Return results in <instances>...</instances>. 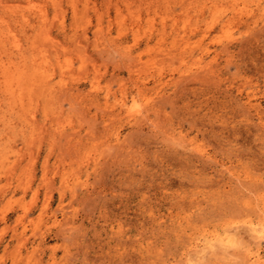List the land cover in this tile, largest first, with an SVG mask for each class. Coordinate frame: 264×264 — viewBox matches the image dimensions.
Here are the masks:
<instances>
[{"label":"rangeland","instance_id":"obj_1","mask_svg":"<svg viewBox=\"0 0 264 264\" xmlns=\"http://www.w3.org/2000/svg\"><path fill=\"white\" fill-rule=\"evenodd\" d=\"M85 1L91 0L77 1L81 6L80 15H84L78 21L73 20V9L68 3L70 0H63L62 8L59 14L57 13L58 20L54 18L56 11L50 8L52 24L50 23L48 27L49 31L55 39L58 38L61 47L64 46L63 49L66 47L69 50L75 71L68 74L57 67L52 85L43 86L38 83V88L35 86L33 97L40 99L41 95L43 99L36 101L34 98L37 105L39 103L37 108H35L36 103V106L32 105L31 100V104L30 102L27 104V107L30 105L28 113L36 111L37 120L41 121L45 129L37 132L39 135L33 138V143L28 147L22 143L19 136L13 141L14 150L21 155L22 160L20 161L26 165V171L21 177L24 180L32 177L38 181L43 178V163L49 159L50 177L56 176L57 187H59L55 186L52 190L54 199L50 215L53 216L56 213L55 215L60 218L61 222L64 219L66 223L75 221L72 225L77 224L76 229L75 227L72 229L73 226L67 224L72 230L64 231V228L67 230L69 228L65 227L66 224L61 229L59 224H54L64 231L65 234H63L57 230L58 228L53 227V220L48 221L46 215L47 223L44 221V216L43 222L39 220L40 206L45 197L42 194L45 188H41L42 194L37 198L38 200L35 199L32 191L24 194L19 189L8 198L7 203H5L6 200L2 202L3 198L0 199L1 209L3 207L14 208L8 212L11 220L2 221V218L0 219V235H2L0 237V264H254L251 261H254L253 255L256 251L260 250L264 256V238L261 240L259 237V240L256 236V239L255 235L251 234V236V232L247 230L251 222H258V217L261 221L264 219V19L251 23L250 21L254 20L246 16L245 19L248 20H244L242 25L240 23L241 26L238 24L241 21L236 20L234 28L237 27V29L231 32L233 33L231 42V39L227 37L230 34L227 35L225 32L223 34L220 23L210 24L213 26L209 28V33L203 42L200 36L203 34L201 31L195 33V37L191 40L195 51L189 49L183 53L185 48L172 44L170 37H167L161 44L153 43L157 40L149 38L151 46L147 47L146 43L149 42L147 38L152 37L150 33H146L150 32L147 27L145 30L148 31L142 29V33L143 31L145 33L140 34L144 37L140 36V40L134 42V33L130 28L132 25L129 24L132 19L134 20L133 16H127L128 20L123 26H120L117 21L115 23L118 26L114 23L110 24L109 21L115 20L116 17L113 4L108 5L107 2L106 5L110 6L107 9L108 7H103L105 5L103 3H106L102 2L103 0H92L93 2H89V7L84 9ZM166 1L162 2L160 7L165 8V5L170 3L169 6L173 8L174 2H177ZM96 2L98 5L94 8L92 5ZM251 4L254 6L256 1L254 0ZM255 7L256 5L254 9L258 10ZM96 10L102 15L96 13ZM169 10L172 12L171 9ZM231 10L226 9L225 14H229V17L232 15ZM64 11L66 12L62 13ZM106 12L110 16H107ZM167 12L170 13L168 10ZM257 13L259 14V11ZM99 16L104 17L103 22L99 21ZM172 18L173 16H170L168 19L169 25ZM89 20L91 25L87 24ZM63 21L65 23H62ZM97 24L98 27L102 25V28L99 27L102 29L100 31L104 34L106 32L105 35L98 34L99 38L94 35V32L99 30L96 29ZM200 25L202 31L208 28L206 22ZM108 26L111 32H108ZM105 27L108 31H104ZM170 27L171 25L168 30H171ZM125 28L126 33L129 30L128 35L121 37V32ZM83 30L87 32L88 37L85 36L87 39L83 38L84 34H81ZM66 34H70V37L66 38ZM72 35L75 36L72 37ZM80 35L82 37H79ZM23 36L20 37L24 38ZM61 47L57 49L61 50ZM125 48H128L130 53ZM205 48L210 49V53L201 61L204 68L196 72L195 63L200 59L198 54ZM52 51L55 52V50ZM131 52L132 56H130ZM192 54L195 56L192 57ZM138 55L143 58L144 62L139 61ZM83 57L86 60L85 63L83 62L85 66L82 63ZM146 62H148L147 65H155L151 68L158 69L156 74L150 66L146 68L145 65L144 67L143 64ZM132 63L133 66L129 67L128 65ZM138 64L143 65V68L141 69L142 66ZM134 65L139 67H134ZM132 67L136 69L135 73L140 70L141 72H138L141 74H135L133 72L135 69L133 70ZM191 67L194 69L192 70ZM145 69L148 71L145 72ZM59 72L66 73V76L62 73L60 75ZM160 72L161 75H159ZM129 73L131 77L133 75V78L137 76V79L131 78ZM143 77L147 79L151 91L157 87L156 82L160 77L165 79V82L169 81L165 91L156 96L149 105L147 102L146 105L142 104L146 99L134 93L136 86H139L136 83L143 81ZM63 79L65 81L62 84ZM96 79L99 80L102 88L98 98L91 85ZM122 85L126 87L131 102L132 96L133 98L135 95L138 96L139 105L142 104L143 110L151 119L145 118L146 120L144 119L145 121L141 124L133 125L125 119V114L118 115ZM50 87L54 92L53 96L52 92L50 94L48 91ZM109 89L111 90L110 105L112 107H107L105 104V96ZM43 91L47 92L44 97ZM38 92L40 95L37 94V96ZM49 97L50 100H48ZM98 99L100 102L94 103ZM251 99L257 106L249 103ZM113 110H117L115 116L112 115ZM52 125L53 130H46ZM91 128L94 130H91L89 135ZM76 131H80L78 136L82 134L81 137L84 139L76 136ZM64 132H68L66 136ZM116 132L121 134V141L118 143L117 141L114 143ZM92 134L95 138L97 137L95 141ZM67 135L68 138H66ZM88 135L89 139L86 138ZM70 141L76 146L81 141L79 146H82V143L83 146L82 148L78 146L80 150H76V153L77 147L74 148ZM192 143L193 146H191ZM197 149L204 150L206 156L199 153ZM13 152L9 153L12 162L16 160ZM87 154H89L88 157ZM6 168L0 169V179L3 182L6 181L4 183H7V179L11 176V173H7L9 176L6 175V171L10 170ZM64 178L71 182L81 180L78 199L72 198L71 191L61 186L62 182L63 184L65 182L62 181ZM60 192L64 193L65 210L66 204L70 205L73 202L68 201L69 198L77 199L71 203L73 205L69 206L71 210H67L70 214H66L65 210L60 212L61 209L58 206L62 196ZM87 192L91 194L86 195ZM33 195L35 200L32 199ZM12 200L16 202V205L12 204ZM25 202L28 206L32 203L29 206L31 211L28 217H32L30 220L34 221L36 216L38 221L35 219L34 222L32 220L30 222L27 218L25 223L17 226L19 224L15 223L17 215L24 210L20 206L23 208L27 206ZM4 203L8 205L4 206ZM53 209L59 212L53 214ZM75 209L78 210L75 211ZM64 213L67 218H63ZM72 214H75V218L72 216L70 220H67L68 215ZM35 222L40 223L41 226L36 227ZM31 224L35 225L34 230ZM24 227H29L27 235L31 234L32 237L29 236L30 239L27 236L29 241L18 254L16 250L13 251L15 244L19 245V240L14 237L15 228L21 232ZM226 228L233 230H229L233 233L232 236L237 240L240 239L237 241L238 245L235 243V247L226 246L225 248L224 244L219 243L221 237L223 239L226 235H231ZM236 228L239 229L241 235L235 230ZM35 230L43 231L40 235ZM56 231L61 235L58 236ZM236 232L240 238L235 236ZM43 235L45 238L42 237ZM64 235L65 238H63ZM36 239L38 242L34 245ZM206 240L216 241L214 245L218 244L213 246V249L209 248L210 252L208 249L203 252L204 257L200 254L201 259L196 258V252L193 251L194 245ZM5 244L10 245L7 249L10 250L9 252L6 251L7 245ZM33 247L37 249V252L26 253L32 251L30 249ZM54 248L56 251H53ZM38 249L42 250L38 251ZM12 251L14 254L17 253L18 257ZM191 253L194 255V260H197H193L192 263ZM66 260H70L71 263Z\"/></svg>","mask_w":264,"mask_h":264},{"label":"bare ground","instance_id":"obj_2","mask_svg":"<svg viewBox=\"0 0 264 264\" xmlns=\"http://www.w3.org/2000/svg\"><path fill=\"white\" fill-rule=\"evenodd\" d=\"M77 1L76 0H70V2H68L69 5H71L72 9H73V14L72 15H74V17H73L74 21H78L79 18L83 15V14L80 15L79 9L81 8V6L78 5ZM91 1H85L86 2L85 5H84L85 8H84V6H83V8L84 9L88 8L89 7V2L91 3ZM173 1H177V2H174L175 6H173V8H171V6H169L170 5V3H169V4L165 5L166 9L160 7V4L162 2H167L166 0H103L102 2H106V3H103V5L104 4L106 5L107 2H108V5L113 4V6L116 9L115 20H113V19H112L113 21L110 20L109 21L110 24H113V23L116 24L115 21H117L118 24H120V26H123V25H125V23L128 20L127 16H133L132 18H134V20L132 19V22L130 20L129 22H131V23H129V24L132 25V26L130 25L131 26L130 28H132V31L134 33V37H135V40H133L134 42H138L140 40V36H141L140 34L145 33L144 31H148V30H145V28L147 27L150 32H146V33H150V36H152V37H149L148 36L149 34H148L147 35L148 38L147 37H145V38H147V39L154 38L153 40H157L158 42L154 41L153 43L161 44L163 41H165L167 39V37H170V38H172V42H171L172 44H174L176 46H180L181 48H185L183 50L184 51L183 53H186L189 49H192L193 51H195V47H192V45H191V43H192L191 40L195 37V33L197 34V32L201 31L203 34L200 35V36H202V42H203V40L207 37V35L209 33V28L211 29V26H213V25H210V24H214L215 25L216 23H220L221 28L220 27L219 28L221 29L223 34H224V32L227 33V35L230 34L227 37H229L231 40L229 38H227V39L230 40V42H231L233 40L232 39L233 35H231L233 33H231V32L235 29L234 28V23H235L236 20L241 21V22L238 21L239 22L238 24L240 25V23H241V25H242L243 24L242 22H245L246 19H247V18L245 19L246 16H248V17L252 18V20H254V21H250L251 23L255 22V20H256V22H258L259 19L260 20L264 19V0H255L256 1L255 5L257 6L255 8L258 9V10L254 9L255 5L254 6H252V4L250 5V3L253 2L254 0H173ZM62 2H63V0H0V169H2V168L5 169L6 167H8L6 169H10L9 170L10 172L6 171V175L9 176V174L11 173L10 178H8V179L6 178L8 180L7 183H4L6 181L3 182L0 179V199L3 198L2 202H4L6 200L5 203H7V200L9 201L8 198L10 196H12V194L15 193L19 189L22 190L24 194H27L28 192L32 191L34 193L35 197H36L35 199H37V198L41 197V194H42L41 188H45L46 192L44 191V194H42L45 197H44V201L42 200L43 202L41 203V206H40L41 207L40 208L41 215H39L40 216L39 220L42 221L43 220V216H44V219H45V215H46V218L48 219V221L51 220V219L54 221V222L52 221L53 227H56L59 224V227L61 226L60 229L62 227L64 228L65 224H66L65 227H67L69 224L72 227L74 225L75 221H69V222L66 223V222H64V221H66V219H64V221H63L64 223L61 222L59 220L60 218L57 215H55L56 214L55 212H59V210L58 211H54V209H53V214L54 213L55 214L53 216L50 215L51 205H52V201L54 199V195H53V191L52 190L55 189L54 188L55 186H56V188H59V187H57L58 180L55 179L56 176L55 177H52V176L50 177V174H49V169H50L49 168L50 167L49 166V163H50L49 159L48 160L46 159L45 162L43 163L44 167L42 165V167H43V178L40 177L41 179L39 178L40 180H38V181H36L32 177L30 179L28 178L27 180H24V178H21V177L26 171L25 170V166L26 165H24V162L20 161V159L22 160L21 155L17 154V152L14 150L15 149V145H13V141H14V138L19 136V137H21V139L23 141L22 143L26 144V147H28L29 145H31L33 143V138L35 139L36 138L35 136L39 135L38 134L39 130H44L45 129V126L41 123V121L37 120V115H36L37 112L36 111L33 110V112L28 113V112H30V111H28L30 109V107H29L30 105L28 106L29 107L28 108L27 104L31 100H32V103H33L32 105H34V106L37 105L36 101H37L38 98L36 99V97H33L35 86H37L38 83H41V85H43V86L52 85L54 74H55V71H56L57 67L58 68L60 67V70L61 69L65 70L66 73H68V74L69 73L70 74L74 73V71H75L72 57L69 56V50L66 47H65V49H63L64 46L61 47L62 45L59 42L58 38L55 39V37L50 33L51 31H49V28H48L50 23H51V20H52V18L50 16V8H53L56 11V13L54 15L55 16L54 18H56V17H58L57 13L59 14V10L62 8ZM82 3H84V1ZM138 3L140 5H138ZM97 5L98 4L96 2L95 5L93 3L92 6L94 8H97ZM105 5L103 7L107 8L108 6L107 5L105 6ZM109 7L107 9H109ZM229 7H231L232 10ZM227 8L232 11L231 12L232 15L230 17L228 16L229 14L228 15L225 14ZM169 9H171L172 12H170ZM172 9H174V10H172ZM97 10H96V13L102 15L100 12H97ZM167 10L170 13H168ZM143 11H145V12H143ZM257 11H259V14L257 13ZM65 12L66 11H64L62 13H65ZM144 13H146V15ZM61 14H60V16H61ZM98 14H97V17H98ZM106 15L107 16L109 15L108 12H106ZM170 16H173V18H172L173 20H172V22L170 24L171 25V27H170L171 30H168L169 26H170L168 19H170ZM99 17H100V18H98V19H100L99 21L104 20L103 16H99ZM111 18H113V17H111ZM63 19H59V20L62 21ZM108 19H109V17H108ZM158 22H160V23H158ZM202 22L203 23L206 22L207 25H208V28L206 30H204V31H202L200 29L201 28L200 24ZM62 23H65V21H63ZM89 23H91L90 20H89V22H87V24L91 25ZM247 23H246V25H247ZM99 24H100V22H99ZM118 24H116V25L118 26ZM102 25H103V23H102ZM102 25H99V27L102 28L101 27ZM253 25L255 26V24H253ZM64 26H63V30H65ZM256 26H257V24H256ZM99 27H98V24H97L96 29H99ZM248 27L249 26H247V28ZM105 28H104V31H108L110 29L109 26H108V30H107V28L105 30ZM252 28H253V26H252ZM60 29L62 30V27ZM96 29H95V31H96ZM142 29H144L143 33H142ZM236 29H237V27H236ZM250 29H251V27H250ZM85 30H83V32L81 33V34H84L83 38H85V36L88 37L87 32ZM100 30H102V29H99V30L96 31L97 34H96V32H94L95 33L94 35H96L97 38H99L98 34L100 36H101V33L104 34V32L100 31ZM122 30H124V29H122ZM126 30L127 29L125 28V30L121 32V35H122L121 37H123V35L124 36L128 35L127 33H128L129 30L127 31V33H126ZM108 32H111V31L109 30ZM22 33L25 34V35L23 36ZM105 34H106V32H105ZM63 35H65V34H63ZM20 36H23L24 38H21ZM74 36L75 35H72V37H74ZM69 37H70V34L69 35L66 34V38H69ZM79 37H82V36L80 35ZM87 37L85 39H87ZM142 37H144V36L142 35L141 38ZM108 38H109V36H108ZM150 41H151L150 39H149V42L147 41V43H148V44L146 43L147 47H148V45L151 44ZM39 42H41V44ZM38 44H40V45H38ZM134 46H136V44ZM161 46H163V45H161ZM60 47H61V50L57 49V48H60ZM225 47H227V46H225ZM125 49L127 50L128 48H125ZM52 50H55V52H53ZM166 50H167V48H166ZM168 50H170V49H168ZM173 50L174 49H172V51ZM128 53H130V50H129ZM209 53H210V49L205 48L198 54V56H200V59L196 60V63H195L196 72H199L201 69L204 68L203 64H202L203 62H201V61H202V59H204V57L209 55ZM132 55H133V53L130 56H132ZM138 56L137 57L139 58V61L142 62L143 58L140 55H138ZM194 56L195 55L192 54V57H194ZM82 59H83L82 63L83 62L85 63L86 60L84 59V57ZM62 62H65V63L63 64ZM135 62L138 63L136 60H135ZM133 63H134V61H133ZM133 63L128 65V66L129 67L133 66ZM83 64H82L81 68L83 67ZM147 64H148V62H146V64H143L144 67H145V65H146V68H147V66H150V68L155 66V65H152V64L151 65L150 64L147 65ZM153 64H155V63H153ZM138 65L142 66L141 69L143 68V65H140V64H138ZM84 66H85V64H84ZM135 66L136 65H134V67ZM134 67H132L133 70L135 69ZM151 69L154 70L153 73L158 71V69H155V68H151ZM191 69L193 70L194 67H191ZM148 70H149V68H148ZM148 70L145 69V72L148 71ZM135 71H136V69L133 72L135 73ZM138 71L141 72L140 70H138ZM138 71L135 74L139 73ZM61 73H60V75H61ZM66 73H64V74L62 73L63 76H66L65 75ZM142 73H144V71ZM130 74L131 73H129V75ZM139 74H141V73H139ZM157 74H158V72H157ZM159 75H161V72H160ZM144 76H145V74H144ZM148 76L149 75H147V77ZM130 77H131V75H130ZM136 77H134V78H136ZM154 77H156V76L154 75ZM162 77H160L157 80V82H156V86L157 87H155V89H153L152 91L148 87L147 79H144L145 77H143V79H144L143 81H139L138 83H136L139 86H136L137 89H136V91L134 90L135 92L134 91L133 92L138 94L139 96H143V98L146 99V101L144 99L145 102H143V99L141 97L142 102H143L142 104H145L147 102L148 105H149V103H151L155 99L156 96H159L160 94H162L165 91L166 87L169 84L167 82H169V81L165 82V79H163ZM131 78H133V75H132ZM64 79H66V78H64ZM64 79H63L62 84L65 81ZM138 80H139V78H138ZM169 80H173V79H169ZM59 81H62V80H59ZM96 81H97V79L95 80V82L93 81L91 83V85H92L93 91L97 94V98H98L100 96V94H101L100 91L102 90V88L100 87L101 84H100L99 80L97 82ZM135 82H136V80H135ZM56 84H57V82H56ZM59 84H61V83L59 82ZM157 84H159V85H157ZM124 85H122V87H120L121 88L120 90L122 92V98L119 100L120 108H119V114L118 115L121 116V115L125 114L126 115L125 119H127L129 121V123L133 124V125L134 124L135 125L136 124H141V122L146 120L145 118H150L151 119V117L146 115V112L143 110L144 107L141 106L142 104L139 105L140 102H139L138 96H136L133 93H130V94L135 95L136 97L134 96V98H133V96H132V102L129 100V94L127 92V89H125L126 85L125 86ZM133 85H135V83H133ZM153 86H154V84H153ZM37 88H38V86H37ZM54 88L56 89V87H54ZM59 88H60V86H59ZM59 88H57L58 91H59ZM152 88H154V87H152ZM149 89H150V91H149ZM44 91H45V89H44ZM44 91H43L44 94H42L43 97H44L45 93H47V92H44ZM48 91H50V94H51V92H52L51 91V87H50V89ZM59 93L61 94V92H59ZM79 93H81L80 90H79ZM37 94L40 95L39 92L36 93V95ZM53 95H54V92H52V96ZM55 95H57V94L55 93ZM49 96H51V95H49ZM110 96H111V90L109 89L107 91V93H106V96H105V101H106L105 104H106L107 107H112L110 105ZM95 97H96V95H95ZM34 98L36 99V101H34L35 100ZM39 98L40 99H38V100H42L43 99V98L41 99V95L39 96ZM52 98H54V97H52ZM45 99H48V98H45ZM48 100H50V97H49ZM96 102L97 103L100 102V99H98L94 103H96ZM35 103H36V105H35ZM249 103L252 104V106H257V104H253L254 102H253L252 99L250 100ZM29 104H31V102ZM38 105H39V103H38ZM38 105L35 108H37ZM45 105H47V104H45ZM32 109H34V107H32ZM116 112H117V110H113L112 111V115L116 114ZM47 113H48V111H47ZM103 119H105V117ZM58 124L60 125L61 122L58 123ZM62 124H64V123H62ZM60 127H62V126H60ZM59 129H61V128H59ZM46 130H48V131L53 130V125L51 127H49V129H46ZM61 130H63V128ZM86 130L88 131V129H86ZM91 130H92V128L89 130V135L94 129L92 131ZM76 132L77 133H75V135L77 134L76 136H78L80 131H76ZM84 132L85 131H83V133ZM67 133L64 132L63 134L65 135ZM63 134H62V136H64ZM69 134L73 135L74 131H73V134L72 133H69ZM86 134H88V133L86 132ZM81 135L78 136V137H81ZM89 135L86 136L87 139L90 138ZM40 136H42V134H40ZM92 136L94 137L95 135L92 134ZM92 136H91V138H92ZM115 136H116V140H115L114 143H116V141H117V143L120 142L121 141L120 132H116ZM70 137H73V136H70ZM78 137H76V139ZM110 137H111V135H110ZM66 138H68V135H67ZM81 138L84 139V137H81ZM96 138L94 137L93 140L95 141ZM72 139H74V138H72ZM87 139H85V140H87ZM38 140H39V138H38ZM70 140H71V138H70ZM110 140H112V139L110 138ZM70 142H72V141H70ZM90 142H92V140H90ZM107 142H109V141H107ZM85 143H86V141H85ZM110 143H111V141H110ZM78 144H79V141H78L77 145ZM80 144H81V141H80ZM72 145H74L73 147L75 148L76 144H74V142H72ZM97 145L98 144H96V146ZM78 146H76L77 149H75V151L76 150H78V151L80 150V149H78ZM82 146H83V143H82ZM82 146H79V147L82 148ZM96 146H94V147H96ZM191 146H193V143H192ZM98 148H99V146H98ZM197 148H199V147H197ZM197 150H198L199 153H201L202 155L206 156V152H204V150H202V149H197ZM12 152L15 153V156H16V160L13 161V162L11 161L12 158H11V155L9 154V153H12ZM76 153H77V151H76ZM89 154H87V157L89 156ZM87 157H86V159H87ZM60 159L61 158H59V161H61ZM55 166H56V164H55ZM53 171H55V170H53ZM50 172H51V170H50ZM67 172H69V171H67ZM1 173H4V172H1ZM7 173H9V174H7ZM70 173H67V174L70 175ZM8 176H6V177H8ZM248 176L249 175H247V177ZM62 181H65V182H64V184L62 182L61 186H63L64 189H66V190L68 189V190L71 191L70 194L73 195L72 198H75V197L77 198V196L79 195L78 188L80 189V187H79L80 185L79 184H81L80 183L81 180H77L78 182H76V181L75 182L74 181L71 182L70 180L66 181L65 178H64V180L62 179ZM83 185H81V187ZM58 191H60V190H58ZM62 192H60L61 194L59 193L60 195H62L61 198H60V205H58V206H60V209H61L60 212L62 210L63 211L65 210V206H64L65 204H63L65 198H64V195H63L64 193L62 194ZM24 194H23V196H24ZM87 194L90 195L91 193L87 192L86 195ZM34 195H33L32 199L34 198ZM91 197H92V195H91ZM86 198H89V197H86ZM35 199H33V200H35ZM77 199L69 198L68 201L72 200L74 202V200L77 201ZM82 201H84V200H82ZM85 201H86V199H85ZM12 202H11L12 204L16 203L14 200H12ZM33 202L36 203V201H33ZM73 202H71V203H73ZM5 203H4V206H7L8 204L5 205ZM67 203H70V202H67ZM71 203H70V205H73ZM12 204H10V205H12ZM22 204H24V202H22ZM58 204H59V202H58ZM26 205L28 206L27 203H26ZM30 205H32V203L31 204L29 203V206ZM33 205H36V204H33ZM70 205L66 204V210L65 211H67L69 208H71V207H69ZM29 206L27 208L26 207L23 208V206H20V208H22V210L23 209L24 210H23V212L21 211V213L19 212L20 215L19 214L17 215L18 218H17V221L15 222V223H17V222L19 223L17 226H19L20 224L22 225L23 223H25V220L27 218H29L28 220L31 222L32 219L30 220V218H32V217H28L29 212L31 211V209H29ZM72 207H74V206H72ZM57 208H59V207H57ZM12 209H14V208H11V209H7L6 207L5 208L3 207V209L0 208V219L2 218L1 219L2 221L3 220H5V221L11 220L12 218L10 217V215H8V212L11 211ZM32 210H33V208H32ZM40 210H39V212H40ZM55 210H57L56 207H55ZM69 210H71V209H69ZM77 210L75 209V211H77ZM68 213L70 214V212L67 211L66 214H68ZM66 214L64 213L63 218H65V217L67 218ZM263 214H264V212H263ZM74 215L73 214L71 216L68 215V219L67 220H70V217H72V216L74 217ZM88 217H89V215H88ZM263 218H264V216H263ZM35 219L38 221L36 216L34 217V221H35ZM250 220H252V219L250 218ZM259 220H260V222H259ZM34 221L32 220V222H34ZM44 221H46V223H47L46 219ZM248 222H250V221H248ZM35 224H36V227H37V225L38 226L40 225V223L37 224L36 222H35ZM54 224H57V225L54 226ZM5 225H8V224L5 223ZM76 225L77 224H75V226ZM31 226H32V224H31ZM33 226L35 227L34 224H33ZM33 226H32V229H33ZM42 226H43V224H42ZM75 226H73L72 229H74ZM11 227L12 226H10V228ZM50 227H51V223H50ZM71 227H69L68 230L65 229V228L63 230L64 231H70V230H72ZM80 227H81V222H80ZM5 228H6V226H5ZM10 228H8V229H10ZM28 228L29 227H27V228L24 227V229L21 232L19 231V229L15 228L16 235L14 237L19 240L18 241L19 245L17 244L18 246H16V244L13 243V244H15V247L13 246L14 247L13 251L16 250L18 252V254L21 252V248L28 243L29 238L32 237L31 234H29L30 237L27 235V229ZM57 228L58 227H56V229ZM233 228H235V226ZM238 228H240L239 225H238ZM41 229H43V228H41ZM60 229L58 228L57 230H60ZM75 229H76V227H75ZM33 230H31V231H33ZM48 230H51V229H48ZM229 230H231V229H229ZM235 230L238 231L239 229L236 228ZM247 230L249 232H251L250 235L251 234L255 235L254 236L255 238H256V236L258 237V239H259V237H260V239L264 238V219H263V221H261V219H259V217H258V222H251L249 224V226L247 227ZM35 231H36V233H39L40 235L42 233L41 230H35ZM37 231H39V232H37ZM64 231H61V232L63 234H65ZM231 231H233V230H231ZM231 231H229V234L231 233ZM3 232H5V231H3ZM46 232H48V231H46ZM6 233L7 232H5V234ZM238 233H239V231H238ZM45 234H47V233H45ZM232 234L233 233H231L230 236L226 235V237L223 238V239L221 237V240H220L219 243L224 244L225 248H226V246L227 247H233L236 244L238 245L237 241L240 240V239L237 240V238L233 237ZM239 234H237V232H236L235 236L238 237ZM34 235H35V233H34ZM59 235H61V234L58 233V236ZM1 236L2 235H0V237ZM46 236H48V235H46ZM34 237H37V236H34ZM42 237L45 238L44 235ZM218 237H220V236H218ZM63 238H65V235L63 236ZM238 238H240V236ZM210 240H211V238H210ZM213 240H217V239H213ZM37 242H38V240L36 239V241L34 242V245H36ZM215 242H213V241L208 242L206 240L205 242L197 243L196 245H194L195 249L193 248L194 249L193 251L196 252V254H195L196 258L200 257V259H201L202 255L204 257L205 253L204 254H202V253L205 252L207 249H208V252H210L209 248L213 249L212 248L213 246H217L218 243L216 245H214ZM5 245H7V244H5ZM8 246H10V245H7L6 251L9 252L10 250H7ZM39 247H40V245L38 246V248ZM33 249H30L32 251H29V252H26V253L34 254L35 252H37L36 248L33 247ZM42 249H40V250H42ZM55 249L56 248H54L53 251H56ZM40 250L38 249V251H40ZM3 251H5V250H3ZM13 251H12V253H13ZM208 252H207V254H208ZM18 254L15 253L14 255L16 257H18ZM191 254H190V256H191ZM200 254H201V256H200ZM6 255H7V253H6ZM250 255H252V253ZM54 257L55 256L53 255L52 258H54ZM253 257H254L253 258L254 261H251V262H253L254 264H264V256L262 255L260 250L256 251V253H254ZM192 258L193 259H192L191 263L195 259L194 255L192 256ZM54 260H55V258H54ZM66 261L71 263L70 260L69 261L66 260ZM194 261H197V260H194ZM16 262H17V259H16ZM56 262L58 263V261H56Z\"/></svg>","mask_w":264,"mask_h":264}]
</instances>
